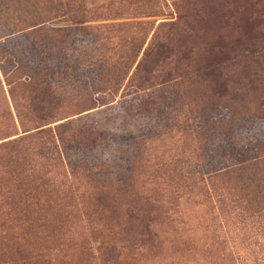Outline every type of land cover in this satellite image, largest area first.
Wrapping results in <instances>:
<instances>
[{"label":"rangeland","instance_id":"obj_1","mask_svg":"<svg viewBox=\"0 0 264 264\" xmlns=\"http://www.w3.org/2000/svg\"><path fill=\"white\" fill-rule=\"evenodd\" d=\"M86 1L114 2L123 10L90 19L88 35L69 41L66 75L42 70V55L19 62L20 76L41 72L64 99L44 127L63 126L35 132L40 124L26 111L24 93L10 94L7 81L16 77L5 80L0 72V143L15 140L0 148V264L16 259L19 245L28 261L40 264H264V184L216 176L236 165L241 148L264 155V49L255 62L228 59L219 49L244 31L264 47V20L218 21L203 13L206 0H161L157 16L134 11L131 0ZM179 1L181 13L198 16L188 17L179 45L157 60L144 93L148 107L138 101L121 119L109 109L112 102L87 109L89 87L74 74L97 81L107 60L136 57L117 100L158 24L176 16ZM14 9L12 19L19 15ZM3 37L0 54L10 49L14 55L9 36ZM188 50L191 59L183 60ZM162 82L166 90L160 91ZM83 124L102 132L95 145L67 138L71 126ZM111 203L114 215L103 211ZM22 208L28 242L18 241L15 225Z\"/></svg>","mask_w":264,"mask_h":264},{"label":"trees","instance_id":"obj_2","mask_svg":"<svg viewBox=\"0 0 264 264\" xmlns=\"http://www.w3.org/2000/svg\"><path fill=\"white\" fill-rule=\"evenodd\" d=\"M131 1L134 2L133 10L139 12V14L142 13L144 16L163 14L161 0ZM187 1L189 2L191 0ZM113 3L107 2L106 4L103 2L98 4L94 1L87 2L86 0H0V31H2L0 38L4 40L3 36L8 35V42L12 50L16 49L14 55L10 53V49L2 51V54H0L2 59L0 62V72L4 75L5 71V80L12 75L16 77L15 80L10 79L7 81V84L11 85L12 88L10 94L15 97L14 90L18 88L22 91L17 95L20 96L24 93L22 102L25 104L26 111L33 116L34 122L40 124L35 127L38 128L35 132L49 133L53 132V127L60 128L64 125V123L60 122L53 126L44 127L54 122L53 119L56 117V114L62 111L64 99L54 92L53 88L45 81L46 76H43L41 72L31 77L20 76L18 70L19 62L22 58H28L31 54H36L38 57L42 55L44 56L42 59L38 58V62L44 65L42 70H53V73L60 75L63 68L68 69L69 67L66 63L68 60V54L65 50L66 45L70 40L88 35L92 29L87 24L90 19L102 17L101 14H105V11L112 13V16L121 15L119 12L123 8L120 6H112ZM179 3L180 1L178 4H174L176 16L158 24L157 31L155 30L152 35L143 53V57L129 76V80L125 84V89L117 100L116 96L118 91L130 69L133 67L136 57L134 61L128 58L114 62L107 60L100 68L97 81L84 77L80 72L74 74L80 77L84 88L89 87L88 89L91 91H87L89 95L83 99V103L88 107L87 109H93L112 102L109 105V109L115 111L116 115L119 116L116 119H121L123 117H129L127 116L128 113L133 111L138 101L142 100L143 106L148 107L149 101L147 97L144 98V93L147 94L148 90L151 89V81L154 73L157 71L155 66L157 60L165 55L169 56L174 45L179 43L180 34L183 31V24H191L190 21H186L188 17L195 18L198 16L197 11L192 14H188L187 12L181 13ZM204 5L206 6V10L203 13L218 19V21L232 18L237 21H243L247 20V16H256L264 20V0H206ZM11 6L16 8L13 12L19 14L15 19L10 17L9 8ZM53 23H56L57 26L51 25ZM148 23H137V25L145 28ZM158 30L160 32L159 34L156 33ZM4 31L9 33H3ZM242 38L233 40L234 43L220 44L219 49H221V53L226 52L228 59L241 55V58L249 59L251 62L258 61L257 54L264 47L254 42L257 36L252 35L249 31H244ZM14 42H17L19 45L18 49L12 45ZM133 48L135 50L136 46ZM133 48L129 50L132 53ZM39 49L42 51L40 52ZM151 56H153V60ZM182 56L184 58L183 60L191 59L190 50ZM62 74L66 75L67 71L65 70ZM158 85V90L161 91V87L166 90L165 82ZM69 129L72 132L67 138H71L72 143H76L74 141L78 140L80 142H78L79 144L93 146L100 140L102 135V132L98 128L89 124L75 127L71 126ZM12 142L15 143V140L11 139L0 143V148H9ZM261 147L264 149V144ZM249 151L250 149L246 150L245 148H241L240 152H242L243 156L237 161L236 165L216 176L230 177L235 175L240 180H249L250 182L258 181L260 184H264V155L252 156ZM27 197L29 196L27 195ZM257 201V206H259L262 202ZM113 207L114 203H111V205L106 207V211L103 210L104 208L102 210L105 213L110 212L111 215H114L116 211ZM24 215L25 208H22L15 225L18 232H20V235L18 234V241L23 239L28 242ZM133 218V215H128L129 221H132ZM147 239L151 240L152 237ZM16 244L18 245L19 243L16 242ZM23 255V251L19 245L13 252V256L16 259H13L12 262L4 261V264H40L37 261H28Z\"/></svg>","mask_w":264,"mask_h":264}]
</instances>
